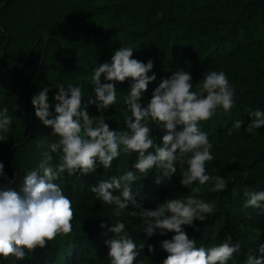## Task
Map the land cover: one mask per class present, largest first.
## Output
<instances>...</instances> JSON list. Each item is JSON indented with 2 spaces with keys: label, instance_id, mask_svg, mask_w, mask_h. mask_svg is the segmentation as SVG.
<instances>
[{
  "label": "trees",
  "instance_id": "trees-1",
  "mask_svg": "<svg viewBox=\"0 0 264 264\" xmlns=\"http://www.w3.org/2000/svg\"><path fill=\"white\" fill-rule=\"evenodd\" d=\"M121 46L132 47L133 58L154 63L148 75L155 74L156 80L141 99L145 107L160 82L179 69L190 72L194 86L207 72L223 71L234 87L231 112L219 109L200 124L213 144L214 159L207 162V173L224 177L227 189L213 192L212 183L194 185L200 188L199 198L215 203L216 209L204 222L197 220L194 227L184 229L198 246L220 244L231 236L233 243L238 240L243 247L227 264H247V252L264 244V208L242 207L245 188L264 191V127L252 135L244 131L253 119L250 112L264 111V0H0V109L8 107L13 116L10 131L0 141V163L13 181L11 186L19 191L25 175L37 168L43 154L50 152L49 144L58 139L36 117L33 95L48 87L49 110L54 112L56 86L72 84L82 88L86 102L94 95L93 69L110 62ZM101 82H107L103 75ZM131 83L130 79L117 83L116 104L103 113L92 105L90 115H103L111 130H125L124 99ZM237 119L243 122L241 129L227 135ZM149 125L155 143L163 146L165 130L151 121ZM52 155L51 163H58ZM137 158L136 153L122 155L110 169L97 162L96 172L71 177L78 186L75 192L67 174L56 180L72 200L73 231L58 235L44 248L25 250L24 260L0 258V264H110L105 241L114 234L99 225L105 222L110 227L118 219L138 246L145 244L134 264L140 260L163 264L168 254L160 242L174 233L161 235L157 230L147 237L140 219L127 215L134 210L131 206L121 217H114L111 207L97 201L90 191L101 180L135 171L132 165ZM180 180L178 166L171 177L153 168L133 184V191H140L136 199L143 208L154 209L167 198L191 194ZM0 183L7 181L0 178ZM218 221L219 233L213 241L212 229ZM148 245L154 246V254Z\"/></svg>",
  "mask_w": 264,
  "mask_h": 264
},
{
  "label": "clouds",
  "instance_id": "clouds-1",
  "mask_svg": "<svg viewBox=\"0 0 264 264\" xmlns=\"http://www.w3.org/2000/svg\"><path fill=\"white\" fill-rule=\"evenodd\" d=\"M133 48L121 46L114 50L110 62L99 64L93 69L91 83L94 95L86 102L80 86L69 84L67 88L57 85L54 112L49 109L48 92L44 87L33 95L31 103L35 115L44 126L52 128V135L58 137L49 144L50 152H45L36 169L29 171L19 191L11 185L0 163V178L7 183H0V258L24 260L26 251L44 248L58 235H68L73 231L74 209L72 200L64 194L55 181L65 177L87 175L96 172L97 162L104 169H110L113 161L122 155L138 154L132 165L135 171L126 170L123 174L101 180L91 186L95 199L111 207L114 217H121L127 211L130 217L140 219V228L147 237L159 233H174L171 239L160 242L161 248L168 254L163 264H227L234 253L241 251L243 245L227 236L223 243L205 247L198 246L190 238L184 226H193L195 221L204 222L211 217L216 204L199 198L200 188L193 187L212 183L213 192H223L228 181L220 175L207 173L206 164L214 159L213 144L208 133L201 131V122L213 118L219 109L229 113L235 106V89L223 71H210L193 85L190 72L179 69L170 78L163 79L152 93L147 106L141 103L142 95L148 85L156 80V75H148L154 67L150 59L144 63L133 58ZM107 82H101V76ZM131 80L124 102L125 130L114 131L106 123L103 115L92 116L88 108L94 105L101 113L117 102V83ZM18 105L13 110H18ZM252 122L244 129L247 134H254L264 127V111L259 109L249 114ZM149 121L165 130L162 145L155 143L151 135ZM13 116L9 108L0 109V141L3 133L10 131ZM242 120L237 119L227 130L231 136L234 130L242 127ZM58 163L52 164L53 155ZM180 171V184L191 190V194L178 198H167L154 209H146L138 203L139 190L133 191V184L155 168L164 177H171ZM72 183V182H71ZM160 183V179H157ZM73 192L77 185L72 183ZM237 193L233 191L235 196ZM246 198L243 208H264V191L245 188ZM138 210V211H137ZM251 219V216L249 215ZM212 229L214 241L219 233L217 226ZM100 228H107L114 236L105 241L109 248L110 264H134L145 244L137 243L126 230V224L117 220L101 222ZM199 231V228H195ZM148 251L155 253L153 245ZM258 251L261 255H256ZM139 264H144L140 260ZM247 264H264V244L259 249L247 252Z\"/></svg>",
  "mask_w": 264,
  "mask_h": 264
}]
</instances>
